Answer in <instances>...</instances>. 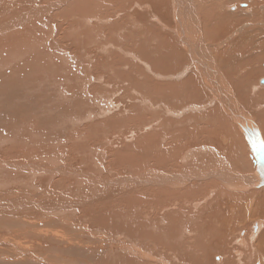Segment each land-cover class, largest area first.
I'll return each instance as SVG.
<instances>
[{"label":"bare ground","instance_id":"6f19581e","mask_svg":"<svg viewBox=\"0 0 264 264\" xmlns=\"http://www.w3.org/2000/svg\"><path fill=\"white\" fill-rule=\"evenodd\" d=\"M44 1H47V3H44ZM62 1L65 2L66 0H62ZM69 1H71V0H69ZM87 1L91 4L93 2H95V0H87ZM110 1H111V4L109 6V9L107 7H105L106 12L108 11L107 14H105L107 16V20H105L104 16H103V20L105 22H108V23L110 22V19L108 20V16H109L108 14H110L114 10H121V8L126 7L127 4L134 5V6H136V8H138L142 12H144V14H142V15L140 14V16H137L138 17L137 25H138V27H140L141 33H140V37L137 35L139 37V38H137V39H139V41H136V43L138 42L137 43L138 45H136L137 49H135V48L134 49L137 51L138 56H139V54L141 56H143L142 57L143 59L141 58L142 61H147L148 64L142 63L140 61L141 60L140 59L139 63L144 65L145 68L148 70L149 74L152 75V76H149L147 73L144 74L143 71L142 72H140L141 70L139 71V76L142 75L141 79L144 78V76L149 77V78L145 77L143 79V83L141 82L142 84H144V83L146 84L145 87L143 86L146 91L144 90L145 92H143L141 94V96H142L141 98H143V99L145 98L146 100H151V101H156L158 99V102L155 105L156 106L155 107V111H156V119L155 120H158L160 122V124H164L165 122H166V124H168L167 122H169V125H171L170 121L172 122V119H171L172 117H170V121H168V118H169V116L172 115V111L175 109V105H173V103H176L179 100H183L181 102H183V105H185V107H186V104H195V103L196 104L197 103L202 104V107L200 106L201 107L200 109H204L205 106L213 107L212 110L210 112H208V115L206 114L207 116H205V118L203 117L204 115H202L204 120L199 124V126L197 124H194V125H197V128L193 131V134H191L192 133L191 132L190 133L191 135H187L182 141L178 142V143L181 142L180 145H178L173 140L166 137V134H168V132L166 131V126H164L165 129L160 130L161 131L160 132V146L158 147V148H160V150H159V160H157V166L160 167L162 169V171L164 170V172H165V170L169 169V171H167V172H169L171 174V176L179 174L180 173L179 169H187L186 166L188 164L185 160H183L180 164H174L173 163V157L179 156V152H180L179 148L182 150L199 149L200 151H202V153L204 150L206 152L207 157L202 156L204 158L201 157L202 159L197 161L199 163L197 165H200L204 168V170H203L204 172H201L200 182L198 181V183H200V184L196 185L194 188H190L187 190H185V189L188 188V186H186L185 189L181 188V189L185 190V194L182 193V192H184L182 190H181L182 192H180L182 195H184V197L186 194H188L186 196L187 197L186 198L187 204H185L184 201H180L176 207V211L172 210V212L170 213V214H172L171 216H174V215H176V216L172 217V218H168V221L166 222V227H167V229H169V231L173 230L174 232L181 233V235H182V237L181 236L176 237L175 244L179 245L180 247L183 246V244H185V243H183L185 241V237L183 238V236L187 233H190V236L186 239L185 245H187V243H189V244L194 243L196 246L193 248L190 246L191 249L186 248V249H188L187 250L188 252L183 254L185 256L182 258H179L181 256H180V253L176 250V247L173 246L175 249H171V250L169 247H163L162 243H164V242L161 243L159 240L162 238L161 235L166 231V229H164L165 226L163 227L165 221L161 218V214H160L161 212H159L160 207L159 208L156 207L157 205L160 206L159 204H161L160 203L161 199L159 198V197H161V196H159L160 194L157 195V196H159L158 198L160 199V201H158L159 199H157V201L159 203H156L157 204L156 206H152L153 204L152 205L150 204L151 206H149V203H152V202H150V200H151L150 196L147 192H146V194L144 193L145 195H143V198L142 197L140 198V199H142L141 210L139 208V205L141 202H139L140 200L137 197L136 199H138L139 204H137L138 206H136V208L137 207L139 208L138 210H140V216H137L138 219H133L134 218L133 214H135L134 205L136 204V202L134 204V199L130 198V195L132 197V193L129 195L126 192L128 190L127 185L124 184V185L119 187V185H118L119 183H118L117 184L118 186L116 185L117 187H113L111 189L108 188L104 191L98 190L99 187L110 184V183H108L109 179L106 177H105V179H108V180L99 179L98 184L96 186L98 189H96V192L93 194L92 199H88V198H90V197H88L89 194H84V197L83 196L80 197L79 195H71L70 196L69 192L64 191V190H66L65 188H64V190H59L60 194L56 193V192L51 193L49 191L47 193L46 189L45 190L42 189L41 192H38V190L35 189V191L32 195H25L24 196L23 194H25L26 192L22 191V190L19 191L20 188L18 186V188H19L18 191L7 190L4 192H0V206L2 207V210L5 208L6 209L8 208V209L15 211V209H16L15 216H17V218L19 220L20 219L23 220L26 218L25 219L26 222H30V223L34 224L35 226L37 225L38 229L36 231L39 230V232L43 233L47 237L53 236V237H60L62 239L64 237L63 236L64 233L62 230L54 229L51 227L46 228L44 225H46L48 223H52V218H55L53 221H55L57 219L60 220L59 217L61 215H63L64 213H77L78 212L82 217H80V218L78 217L77 221L75 220L76 223L74 221H72L73 226L80 233V235L78 234L75 238L77 240H79L80 237L87 235L89 233V229L93 230V233H95V231L98 229L101 230L100 227L102 226V224L104 222V216H106L107 218H106V222L104 225L105 228H103L96 236H93L92 237L93 240H91V241L87 240L88 242H85L87 246L84 245V243H82V244L79 243L80 247H82V245H83V247L87 250H92L94 248L97 250L98 249L103 250L102 248H104L105 241L107 239L111 238V236H113V235H111L112 234L111 229H109V223L111 222L110 218L112 217V211H113L111 209V207L114 204H118V206H117L118 211L120 210L119 212H121V211L123 212L122 214H120L118 212L120 215L117 214V215H119V216H117V217H119L118 219L122 223L121 227H119L120 232L123 233V232L130 231V230H137L136 228L140 227L141 225H144L143 229H145L146 231L137 233L130 239H124V238L117 239L116 240V244H117L116 246H119V248L111 246L109 249H107V251L109 250V252H108L109 256H111V254L115 253L116 250L117 251L119 250L121 252V251H124L125 247L127 248V247L132 245L134 247H139V248L141 247V249H142V250H136V253H135L136 260L140 261L141 264H168V262H166L163 258V257H167L168 253L170 254V257L171 256L173 257V258H170V261L175 262V264H264V163H263V161H261L262 152H261L260 145L256 144L255 145L256 148H253V151L249 147L250 139L253 138L254 142H256V139L259 136L261 138V143H262L263 149H264V83L262 82V81H264V0H176L179 3L181 2V5L183 7H185V9L183 10L184 13L181 15V19L178 20V21H180V24L182 27V33L179 30L180 29L179 27H175L173 25L172 20L174 17L171 19L172 12L175 11L174 7L171 6V4H169L172 0H110ZM135 1H137L138 3H136ZM78 3L79 2H77L76 4H78ZM85 4H86V2H85ZM94 4L97 5V12H99L100 6H98L97 3H94ZM59 7H61V5L56 3L54 0H23L19 3L14 2V0H0V47H3L4 49L13 50V51H20L22 48L28 47L27 45L29 43L52 42L54 40V37H52L51 35H46L44 30H43L42 35H39V36H35L34 33H32V29H33L32 28V21H33V18L36 16L41 18V14L43 13L44 8H48L49 10H54L57 8V11H58ZM86 7H85V9H83V8L82 9L86 10L85 14L88 15L89 9L87 11ZM128 7H127V9H128ZM62 8H64V7H62ZM74 8H73V11L75 10ZM78 8H81V7L76 8L77 10H80ZM110 8H112V9L114 8V10L111 9L112 10L111 11ZM69 10H70V8H69ZM48 12H50V11H48ZM46 13H47V11H46ZM66 13H67V11H66ZM72 13H70V15ZM78 13H79V11H78ZM114 14L116 15V17L118 15L121 17L117 21H120L124 25V27L127 30V33H130V32H131V34L135 33L133 31V29L131 28V25H129V23H128L129 22V18L127 17L128 12H124L121 10V11H116V13H114ZM145 14L146 15L149 14V16L151 18H148ZM55 15L57 16V14H55ZM134 16H135V14H134ZM45 17H47V15ZM53 17H54V15H53ZM64 17H66V16H64ZM135 17H133V18H135ZM73 18H74V16H73ZM100 18H101V16H100ZM100 18L98 17V20H97V22H95V24H93L92 20H89V24H88L87 28L85 29V31L83 32V41L82 42H83L84 50L88 47H92V48L94 47L93 44H94V40H95L96 35L98 36V38H100V37L103 38L106 41V42L104 41L105 43L110 42L111 37H113L114 40H113L112 44L108 45V47H111L114 43L116 44V41H117L118 45L119 44L120 45L125 44L126 42H124V43L121 42L120 38H125L126 40L130 39L129 36L126 35L127 33L126 34L122 33L123 35H118L114 32V29L117 28L116 27L117 25H115L116 20H111V24L108 26V23L100 24L101 21L103 22V20H101ZM52 19L53 18H51V20ZM149 19L153 20L156 25L165 24L164 26L167 29L172 30V32H174L176 35L170 36V35H164L165 34L164 32H163L164 34L159 33L160 31L157 28L155 29V27L153 26L154 24L151 23L149 21ZM40 20L42 21V19H40ZM133 21H135V20H133ZM67 22H69V21H67ZM34 23L36 24V22H34ZM70 23H71V21H70ZM191 23L192 24L195 23L196 27H197V24L199 23L203 28L200 27L199 25L198 26L201 29L199 27L198 28H196L195 26L194 27L198 30H201V32H197L196 30H193L192 26L194 24L192 25ZM68 25L66 26L67 29H68ZM106 25L108 27L104 28ZM57 29H59V28H57ZM122 30H123V28H122ZM69 32H71V31H69ZM72 33H74V32H72ZM166 33H168V32H166ZM131 34H129V35H131ZM132 35L134 36L135 34H132ZM60 36H61V34H60ZM131 39H133V38H131ZM135 40H136V38H135ZM59 41H62L61 38ZM103 45H105V44H103ZM125 45H127V44H125ZM114 46L117 47V45H114ZM70 47H71V45H70ZM54 48H56V47H54ZM95 48H96V46H95ZM90 49L91 48H89L88 50L90 51ZM35 50H41L40 46H36ZM66 50H67V48H66ZM70 50H72V48ZM114 50L117 53V55H119L120 50L118 48H114ZM131 50H133V47ZM75 51H77V49ZM89 51H87V52H89ZM95 51H96V49H95ZM52 52H54V51H52ZM78 52H80V51L78 50ZM82 55H84V54H82ZM88 55H90V54H88ZM94 55H96V53ZM44 56H45V54H44ZM110 56H112V55L110 54ZM96 59H97V57H96ZM103 59H105V58H103ZM35 60H37V59H35ZM94 61L96 62V60H94ZM115 62H116V60H115ZM61 63H63V62H61ZM123 63H124V61H123ZM98 65H96V66H98ZM102 65H103V63H102ZM127 65H129L128 62H127ZM130 66H128V67H130ZM92 67H93V65H92ZM117 67H119V66H117ZM66 68H68V67H66ZM57 70H58V68H57ZM42 71H43V69H42ZM48 71H50V70H48ZM68 72H70V70ZM130 75H132V74H130ZM75 77H77V76L75 75ZM140 80L138 81V79H137L136 81L140 82ZM176 81H178V82H176ZM126 82L128 83V81H126ZM130 82H133V81H131V79H130L129 83ZM122 83H124V82H122ZM134 83H135V81H134ZM134 83H133L132 88L134 87ZM123 87H124V85H123ZM136 88L137 87H135V90H137ZM130 90H128V91L130 92ZM97 91H99V90H97ZM124 91H125V89H124ZM93 92H95V91H93ZM127 97H131V95L130 96L127 95ZM132 97H133V95H132ZM117 99H119V98H117ZM128 99H130V98H128ZM204 101H205V103H204ZM98 102H100V101H98ZM132 102H134V101H132ZM181 102H178V104ZM203 103L205 106H203ZM185 107H183V108H185ZM157 108L160 110V113H159ZM177 108H179V107H176V109ZM207 109H209V108H207ZM139 111H141V109ZM146 112H148V111H146ZM177 112H179V111H177ZM177 112H176V114H177ZM203 112L205 113V111H203ZM203 112H202V114H203ZM134 113H133V115H134ZM198 114H200V113H198ZM185 116H188V115H184L183 118H186ZM209 116L216 117L217 119L207 120V118ZM137 117H139V119L136 118L139 120L138 122H142V120L140 121V118H142V117H140V116H137ZM133 118L132 119L134 121L135 117L133 116ZM143 119H144V116H143ZM148 121L149 120H147V122ZM135 122H136V120H135ZM130 123H131V121H130ZM173 123L175 124V122H173ZM99 124H97V125H99ZM131 124H133V123H131ZM131 124H129V126ZM151 124H153V123L151 122ZM135 126H136V124H135ZM182 126L180 129H182ZM155 127H157V126H155ZM155 127H154V129H156ZM81 128L82 127H80V129ZM86 128H85V130H86ZM102 128H103V126L101 127V130H102ZM88 129H89V127H88ZM190 129L193 130V128H190ZM137 131H140V130H137ZM88 132H89V130H88ZM118 132H120V131H118ZM129 132H131V131L129 130ZM145 133H148V132H145ZM150 133H153V132H150ZM150 133L147 134L148 138L151 135ZM187 133H188V131H187ZM155 134L156 133L152 134V136H154V139L157 136V135L155 136ZM171 134H172V132H171ZM49 136H50V134H49ZM97 136H99V135L97 134ZM138 137L139 136H137V138ZM177 138H178V136H177ZM177 138H175V139H177ZM133 139H136V138L134 137ZM99 141H100V139H99ZM137 141H139V140L137 139ZM137 141L135 140V142H137ZM139 143H141V142H139ZM139 143L138 144L136 143V145L138 146ZM105 146H106V144H105ZM118 146H119V144H118ZM69 150H70V148H69ZM129 151L132 152L133 150L131 148H129ZM143 151H146V150H144V148H143ZM110 153H111V151H110ZM124 153H126V152H124ZM128 153H126V154H128ZM193 153H194V151H193ZM196 153L197 152L195 150L194 154H196ZM208 153H213L214 155H218V157H219L218 163L221 159V162H220L221 165H218V167H217L216 158L214 156H211L213 154L207 155ZM112 154L115 155L116 153H112ZM133 154H134V152L132 153V155H130L131 158L133 156H135L137 153H135V155H133ZM181 154H183V153H181ZM194 154L191 155V159L194 158V157L192 158V156H194ZM197 154H201V153L199 152ZM23 155H25V154H23ZM117 155H118V153H117ZM123 155L125 158V154H123ZM110 156H112V155H110ZM119 156L117 158H119ZM148 156H150V155H148ZM188 156L190 157V155H188ZM90 157H91V155H90ZM90 157L88 155L87 158L91 159ZM129 157H126V159H128ZM138 157H139V155L135 158H138ZM157 157H156V159H158ZM255 157L257 158V161L259 163H261L260 165L255 162V159H254ZM85 158H83L82 162H84V160L87 161ZM124 158L120 157V159H123V160H124ZM8 159H9V157H8ZM156 159H154V161ZM123 160L121 162H124ZM145 160L148 161V159H145ZM178 160H179V158H178ZM193 160H195V159H193ZM103 161H104V158H103ZM176 161H174V162L177 163ZM188 161H190V160H188ZM121 162L119 163V165L121 164ZM125 162H127V161H125ZM133 162H132L133 165H131V167L135 165V163H133ZM145 162L142 161L141 163L145 164ZM193 162L191 161V164H193ZM35 163L36 162H34L33 164L28 163L25 168H28V167L33 168V169L40 168V166L36 165ZM66 163H68V162H66ZM110 163H112V162H110ZM129 163L131 164L130 161L127 162V165H126V163L125 164L122 163L125 171L127 172V177H123L124 179L128 178L129 175L133 174L135 171L136 172L134 174L137 173V169H135L134 167L131 168L128 166ZM151 163H153V162H151ZM155 163H156V161H155ZM195 163H196V161H195ZM14 164H17V162H14ZM113 164L114 163H112V165ZM57 165H58V163H57ZM143 165H141V167H143ZM138 167H140V165ZM141 167L139 169L144 170L143 168L141 169ZM147 167H148V165H147ZM197 167H199V166H197ZM16 168H18V167H16ZM19 168H21V167H19ZM66 168L64 165L63 166L61 165L60 167L58 166L56 171L59 173H57L56 171L55 172L51 171L52 169L50 168V173L54 174V176L56 178H59V180L57 179L58 184H59V182H61L63 184V186L64 185L67 186L66 182H68L67 181L68 175H69V177L71 176L70 178L76 176V174H74L72 172H71L72 174L67 173L65 171ZM195 168H196V166H195ZM195 168L193 166V169H192L193 171L191 170V168L189 171H192V174L196 173V171H198V169L196 171H194ZM199 170L200 171L202 170L201 167ZM147 171H149V170H147ZM143 172H146V171H143ZM160 173H161V171H160ZM32 175L36 176V174H32ZM39 175L41 176V174H39ZM137 175L138 174H136V176L135 175L134 176L137 177ZM154 175H157V174H154ZM154 175H153V177H154ZM158 175H159V173H158ZM164 175H165L164 176L165 179L166 178L169 179V177H168L169 175L167 176L165 173H164ZM185 175H186V173H185ZM87 176H89L90 178L86 177L87 180H85V181L83 180L80 182L77 179L76 180L79 183H83V184L87 183L88 184V183L92 182L93 179H96L95 177H92L88 174H87ZM113 176H115V175H113ZM142 176H145V175H142ZM142 176L140 179H142ZM148 176L149 175H147L146 177H148ZM160 177H159V179H160ZM26 178H27V176H26ZM114 178H113V180H114ZM150 178H151V176H150ZM154 178L156 179L157 177H154ZM182 178H184V177H182ZM194 178H195V176H194ZM198 178H197V180H199ZM49 179H51V177ZM53 180H51V181H53ZM136 180H138V179H136ZM174 180L176 182L175 178H174ZM190 180H191V178H190ZM241 180H243V181H241ZM142 181H144V180H142ZM145 181L147 182V180H145ZM156 181H157V179H156ZM160 181H161V179H160ZM187 181L188 180H186L185 182H187ZM70 182H72V181H70ZM146 182H144V183L146 184ZM149 182H151V180ZM172 182H174V181H172ZM182 182H183V180H182ZM42 183H41V188L44 187V185H42ZM128 183H130V182H128ZM122 184H123V182H122ZM160 184H158V185H160ZM183 184L185 185V183H183ZM34 185H36V184H34ZM136 185H137V183H136ZM172 185H174V184L172 183ZM182 185H179V186L181 187ZM189 185L192 186V184H190V183H189ZM74 186H76V185L74 184ZM144 186H146V185H144ZM37 187H39V186H37ZM160 187H161V190H159V189L158 190L162 191L163 193H165V191L167 190L166 193H168L169 196L167 194H165V195L168 196L167 197L168 199L170 196L172 198V197H175L177 195V192H175L176 189L174 191L172 189H167L169 187L167 181H165V183ZM160 187H158V188H160ZM178 187H176V188H178ZM221 187H224L225 189H228V190H231L234 192H230L228 194L229 191L226 193V192H224V190L221 189ZM11 188H13V187H11ZM50 188L52 189L51 186H50ZM61 189H62V186H61ZM147 189H145V191H147ZM150 189H152V188H150ZM74 190H75V188H74ZM83 190H82V192H83ZM140 190L142 191L141 188H140ZM158 190H156V191H158ZM216 190L220 191L221 194L215 193ZM89 191L90 190H88V192ZM176 191H178V190H176ZM225 191H227V190H225ZM235 192L236 193L238 192V194H234ZM239 192H241V193H239ZM242 192H244V193H242ZM142 193H143V191H142ZM222 193H224V194H222ZM231 193H233V194H231ZM27 196H29V197L25 198ZM154 196H156V195H154ZM164 197H166V196H164ZM176 197H178V195ZM176 197L174 199H176ZM179 197H180V195H179ZM179 197H178V199H179ZM167 198L165 200H167ZM111 199H114L115 201L112 202ZM157 201L155 200V202H157ZM161 202H163V201H161ZM164 202L162 203L163 205L165 204ZM167 202H169V200ZM29 205L35 206L34 210L32 211L33 213H31V215L29 214L26 216H24L25 215L24 214L22 216L25 218H23L21 216V211H22V209L28 207ZM167 206H166V208H167ZM169 207H170V205H169ZM115 208H113V209H115ZM184 209H188L190 212L193 213V217L192 218L189 217V220L193 221L192 225L188 224L189 223L188 219L182 218L183 216L181 217L182 212H184ZM26 211L28 212V210H26ZM136 211H137V209H136ZM189 211H187V212H189ZM137 212H139V211H137ZM114 213L115 212H113V214ZM165 213L167 214V212H164V214ZM194 213H196V214H194ZM8 214H9V212H8ZM83 214H84V216H83ZM137 214H139V213H137ZM0 215H3V214H0ZM189 215H191V214H189ZM114 216H116V215L114 214ZM139 217H140V219H139ZM185 217H188V216L186 215ZM164 218H166V216ZM115 220H117V219L115 218ZM141 220L143 221V223ZM124 221H125V223H123ZM112 222H113V220H112ZM115 222H117V224H118V221H115ZM140 223H142V224H140ZM39 224H41V227H39ZM186 224H188V227L186 226ZM110 225H111L110 227H112L114 224L113 225L110 224ZM119 226H120V223H119ZM36 231H35V233H36ZM137 231H139V230H137ZM132 232L133 231H131V233ZM14 233H17V232H14ZM133 233H132V235H133ZM254 233H255V236H253ZM164 234H167V231ZM15 235L16 234H14V236ZM151 236L157 240H153L151 238ZM16 237H18V236H16ZM68 237H70V235ZM173 237H175V236H173ZM3 238H4V236H3ZM21 238H23V237H21ZM164 238H166V237H164ZM71 239L72 238H67V240L69 241V242H67L68 244L74 243V242L70 241ZM25 241H28V239H26ZM25 241H24V243H25ZM83 241H85V240L82 238V242ZM0 242H1L0 246H2V247H0V252L7 251V249L4 247V246H6L8 248V251H11L12 253L13 252L15 253L17 251H22L21 254H17L15 258H23V257H27V256L33 257L32 253L29 254L31 249L27 248L26 251H24L25 249L18 246L17 243L13 244L11 242H8L7 239H1L0 238ZM95 243L98 244V246L97 245L94 246ZM165 243H168V242H165ZM39 244H40V242H39ZM35 245L36 244H34V243L31 245L32 250H34ZM121 245H122V247H121ZM235 245H239V246H235ZM168 246H169V244H168ZM132 250H133V248H132ZM132 250H130V249L126 250V253H129V258H132L134 256L135 250H134V252ZM183 250H185V249H183ZM181 251H182V249L180 250V252ZM162 252L164 253L163 256L161 254ZM105 254H103V255L105 256ZM0 258H1V256H0ZM96 259H97V257H96ZM94 261H97V260H94ZM78 262H79V260H78ZM109 262H111V261H109ZM47 263H48V261H47ZM104 264H109V263L105 262Z\"/></svg>","mask_w":264,"mask_h":264},{"label":"rangeland","instance_id":"374dc122","mask_svg":"<svg viewBox=\"0 0 264 264\" xmlns=\"http://www.w3.org/2000/svg\"><path fill=\"white\" fill-rule=\"evenodd\" d=\"M21 1H23V0H21ZM21 1L20 0H14V2H16V3H19ZM54 1L61 5V7H59L58 11H57V8L54 9L55 11L49 10L48 8H44L43 13L41 14V18L36 16L37 18L34 17L33 21H32V28H33L32 33H34L35 36H39V35H42L43 30H44L46 35H51L52 37H54V40L52 42L29 43L27 45L28 47H24L20 51H13V50L4 49L3 47H0V192H4L7 190L18 191V189L20 188L19 191L22 190V191L26 192L25 194H23L25 196V195H32L34 193L35 189L38 190V192H41L42 189L43 190L46 189L47 193H48V191L51 193L52 192L59 193V190H64V188H65L66 190H64V191L69 192L70 196L71 195H79L80 197L81 196L84 197V194H89L88 197H90V198H88V199H92L93 194L96 192V189H98L96 186L98 184L99 179H102V180H108L109 179L108 183H110V184H107L105 186H102L104 189L102 187H99V189H98L99 191H104L108 188L111 189L113 187H117L118 185L120 187V186L125 184V185H127L128 190L130 189L129 191L127 190L126 192L129 195L132 193V197L130 195V198L134 199V204L136 202V204L134 205L135 214H133V217H134L133 219H138L137 216H140V210L142 208V199H140V198L141 197L143 198V195H145L146 192L150 196V199H151L150 202H152V203H149V206H151L152 204H153L152 206H156L157 205L156 203H159L158 201H160V199L163 202L165 201L164 205L162 204L163 202L160 201V203H161V204H159L160 206H158V205L156 206L158 208L160 207L159 212H161L160 213L161 218L165 221L163 227L165 226L164 229H166L167 234H168V235L164 234V233H166V231H165L161 235L162 238L159 241L161 243L164 242V243H162L163 244L162 246L163 247H169L170 250L175 249L174 247H176V250L180 253V256H181L179 258L184 257L185 255H183V254L188 252L187 251L188 249H191L190 246L192 248L196 246L194 243H190L191 245L189 243H187V245H185L186 239L190 236V233H187L183 236V238L185 237V241L183 242L185 244H183V246L180 247L179 245L175 244V239L177 236L182 237L181 233L174 232L173 230L169 231V229H167V227H166V222L168 221V218H172V217L176 216V215L171 216L172 214H170V213L172 212V210L176 211V207L180 201H184L185 204H187V201H186L187 197L186 196L188 194H186L184 197V195H182L180 192L184 191L182 193L185 194V190L190 189V188H194L196 185L200 184V183H198V181L200 182L201 172H204L203 171L204 168L200 165H197V164H199L197 161H199L200 159L207 157V156H206L205 150L202 153V151H200L199 149L182 150L179 148V150H180L179 156L173 157V163L174 164H180L183 160H185L188 164L186 166V168L188 170L187 169H179V171H180L179 174L171 176V174L169 172H167V171H169V169L165 170V172H164V170L162 171V169L157 166V160H159V150H160V148H158L160 146V132H161L160 130L165 129L164 126H166V131L168 132V134H166V137L173 140L178 145H180L181 142L180 143H178V142L182 141L187 135L193 134V131L197 128V125L199 126V124L204 120L205 116L208 115V112H210L213 107L205 106L204 105L205 101L203 103V106H205L204 109H200L202 107V104H198V103L197 104L195 103L196 105L195 104H186V107H185V105H183V102H181L183 100H179L176 103H173V105H175V109L173 110L174 112L172 111V115L169 116V118H168V121H170V117H172L171 118L172 122L170 121L171 125H169V122H167L168 124H166V122L164 124H160V122L158 120H155L156 119V111H155L156 106L155 105L157 104L158 99L156 101H151V100H146L145 98L144 99L141 98L142 97L141 94L146 91L144 89L146 84L145 83L142 84L143 79L145 77H148V76H144V78L141 79L142 75L139 76V71L141 70L140 72L143 71L144 74L147 73L149 76H152L151 74H149V72L145 68V66L139 63V60L143 56H141L140 54L138 56V53L135 50V49H137L136 45H138L137 44L138 42L136 43V41H139V39H137V38L140 37V33H141L140 27H138V25H137V23H138L137 22L138 21L137 16H140V14L141 15L144 14V12H142L140 9L136 8V6L131 5V4H127L129 7L127 5L124 8L120 7L122 11L128 12V16H127L129 18L128 23H129V25H131V28L135 32V33H132V34H135L133 36L131 34V32L127 33L126 28L124 27V25L120 21H117L121 17L119 15L116 17V15L114 13H116V11H121V10H114V8L113 9L110 8V10L111 9L114 10L113 12L108 14L109 15L108 20L110 19V22L108 23V22H105L103 20V16H104V19L107 20V16L105 14H107L108 11L106 12L105 7H107L109 9V6L111 4L110 0L109 1L108 0H104V1L103 0H95V2H93L92 4L89 3L87 0H71V1L66 0L65 2H63L62 0H54ZM76 1L79 3L76 4L77 3ZM85 2H86V4H85ZM135 2L138 3L137 1H135ZM44 3H47V1H44ZM94 3H97L98 6H100L99 12H97V5H95ZM169 4H171V6H173L175 9V11L172 12V17H171V19L174 17L172 20L173 25L175 27H179L180 28L179 30L182 33V27H181L180 21H178V20L181 19V15L184 13L183 10L185 9V7H183L181 5V2L179 3L176 0H172ZM83 5L85 7L87 6L86 7L87 11L89 9L88 15L85 14L86 10H83V9H85V7ZM62 7H64V8H62ZM77 7H81V8H78L81 11L77 10L76 9ZM127 7H128V9H127ZM69 8H70V10H69ZM73 8L75 9L74 10L75 12L73 11ZM46 11H47V13H46ZM48 11H50V12H48ZM66 11H67V13H66ZM78 11H79V13H78ZM70 13H72L71 14L72 16L70 15ZM133 13L135 14L136 17L134 16ZM55 14H57V16ZM46 15H47V17H45ZM53 15H54V17H53ZM64 16H66V17H64ZM73 16H74V18H73ZM100 16H101V18H100ZM146 16L148 18H151L149 16V14H147ZM98 17L101 20H103V22L101 21L100 24L108 23V26L111 24V20H116L115 25H117L116 26L117 28L114 29V32L118 35H123L124 33L125 34L127 33L126 35H128L130 39L126 40L125 38H120V40L123 43L126 42L125 44H127L129 47L125 44H122V45L119 44L118 45L117 41H116V44L114 43L111 47H108L109 44H112V42L114 40L113 37H111L110 42L105 43L106 41L103 38H101V37L98 38V36L96 35L95 40H94V44H93L94 47L93 48L88 47L84 50V48H83L84 46H83V42H82L83 41V32L87 28V26L89 24V20H92L93 24H95V22H97V20H98ZM133 17H135V18H133ZM39 18L42 19V21ZM51 18H53V19L51 20ZM133 20H135V21H133ZM67 21H69V22H67ZM70 21H71V23H70ZM149 21L154 24L153 26L155 27V29L157 28L160 31L159 33H162V34L165 33L164 35H170V36L176 35L174 32H172V30L167 29L164 26L165 24L156 25L153 20L149 19ZM34 22H36V24ZM193 24H192L193 30H196L197 32H201V30H198L196 28H198L199 26L200 27H202V26L199 23L197 24V27L195 26V23H193ZM67 25H68V29L66 27ZM108 26L106 25L104 28H106ZM57 28H59V29H57ZM122 28H123V30H122ZM69 31H71V32H69ZM72 32H74V33H72ZM166 32H168V33H166ZM60 34H61V36H60ZM129 34H131V35H129ZM59 37L61 38L62 41H59L60 40ZM131 38H133V39H131ZM135 38H136V40H135ZM103 44H105V45H103ZM70 45H71V47H70ZM114 45H117V47H115ZM36 46H40L41 50H35ZM95 46H96V48H95ZM54 47H56V48H54ZM65 47L67 48V50ZM132 47H133V50H131ZM71 48L73 51L70 50ZM89 48H91L90 51L88 50ZM114 48H118L120 50L119 55H117ZM76 49H77V51H75ZM95 49H96V51H95ZM78 50L80 52H78ZM86 50L89 52H87ZM52 51H54V52H52ZM94 52L96 53V55H94L95 54ZM81 53L84 55H82ZM44 54H45V56H44ZM88 54H90V55H88ZM110 54L113 57L110 56ZM96 57H97V59H96ZM103 58H105V59H103ZM35 59H37V60H35ZM142 59L140 60L142 63H147V61H142ZM94 60H96V62ZM115 60H116V62H115ZM123 61H124V63H123ZM61 62H63V63H61ZM101 62L103 63V65ZM127 62L129 65H127ZM92 65H93V67H92ZM96 65H98V66H96ZM116 65L119 67H117ZM65 66L68 68H66ZM128 66H130V67H128ZM57 68H58V70H57ZM42 69H43V71H42ZM48 70H50V71H48ZM69 70H70V72H68ZM130 74H132V75H130ZM75 75L77 77H75ZM130 79L133 82L129 83ZM135 79L136 80L138 79V81L141 79L142 81L140 80V82H138ZM126 81H128V83ZM134 81H135V83H134ZM122 82H124V83H122ZM176 82H178V81H176ZM133 83H134V87L132 88ZM123 85H124V87H123ZM135 87H137L136 88L137 90H135ZM124 89L126 92L124 91ZM97 90H99V91H97ZM128 90H130V92ZM93 91H95V92H93ZM127 95L128 96L131 95V97L133 95V97L132 98L127 97ZM117 98H119V99H117ZM128 98H130V99H128ZM98 101H100V102H98ZM132 101H134V102H132ZM178 102H181V103L178 104ZM176 107H179V108L176 109ZM183 107H185V108H183ZM139 108L141 109V111H139L140 110ZM207 108H209L210 110ZM202 110L205 111V113ZM146 111H148V112H146ZM158 111L160 113L159 109H158ZM177 111H179V112H177ZM132 112L133 113L135 112L134 115ZM176 112H177V114H176ZM202 112H203V114H202ZM198 113H200L201 115ZM142 115L144 116V119H143ZM184 115H188V116H185L186 118H183ZM202 115H204L203 116L204 118L202 117ZM133 116L135 117V120L137 123L135 122V120L133 121V119H134ZM137 116L142 117V118H140V121L142 120L143 123L138 122L139 117H137ZM136 118H138V119H136ZM146 119L149 121L147 122ZM212 119H217V118L212 117V116H209L207 118V120H212ZM130 121L133 124H131ZM151 122L153 124H151ZM173 122H175V124ZM191 123L193 125L194 124H197V125L193 126ZM97 124H99L100 126ZM129 124H131V125L129 126ZM135 124H136V126H135ZM102 126H103V128L101 130ZM153 126L154 127L157 126V127H155L156 129H154ZM181 126H182V129H180ZM80 127H82V128L80 129ZM88 127H89V129H88ZM85 128H86V130H85ZM190 128H193V130ZM88 130H89V132H88ZM129 130L131 132H129ZM137 130H140V131H137ZM118 131H120L121 133ZM187 131H188V133H187ZM145 132H148V133H145ZM150 132L156 133L155 136L156 135L157 136L155 137V139H154V136H152L153 133H150ZM171 132H172V134H171ZM149 133L151 134L149 137L150 139L148 138V135H147ZM49 134H50V136H49ZM97 134L100 137L97 136ZM176 135L178 136V138ZM137 136H139V137L137 138ZM134 137L136 139H133ZM175 138H177V139H175ZM99 139H100V141H99ZM137 139L139 141H137ZM135 140L137 142H135ZM139 142H141V143H139ZM136 143L137 144L139 143V145L137 146ZM105 144H106V146H105ZM118 144H119V146H118ZM69 148H70V150H69ZM129 148H131L133 151L132 152L129 151ZM143 148L146 151H143ZM192 150L194 151V153L196 150L197 153L200 152L202 155L197 154V153L194 154ZM110 151H111V153H110ZM124 152H126V153L131 152V153L126 154ZM133 152H134L133 155H135V153H137V154L139 153L138 154L139 157L135 158L138 156L136 154L135 156H133L131 158L130 155H132ZM112 153H116L115 154L116 156L113 155ZM117 153H118V155H117ZM181 153H183V154H181ZM23 154H25V155H23ZM123 154H125V158H124ZM193 154H194V156H192V158L194 157L193 159H195V160L191 159V155H193ZM211 154H213V153H208L207 155H211ZM85 155L87 157H88V155H89V157L91 155V157H90L91 159L87 158ZM110 155H112L113 157ZM148 155H150V156H148ZM188 155H190V157ZM118 156H119V158H117ZM202 156H204V157H202ZM211 156H214L216 158L217 167H218V165H221V163H220L221 159L219 161L220 164L218 163V158H219L218 155L213 154ZM8 157H9V159H8ZM120 157L124 158V160L120 159ZM126 157H129V158L126 159ZM156 157L158 159H156ZM83 158H85L87 161L84 160V162H82ZM103 158H104V161H103ZM178 158H179V160H178ZM145 159H148V161ZM154 159H156L155 160L156 163H155ZM122 160L124 162H121ZM128 160L131 162V164L130 163L128 164L129 167H131V165H133L132 162L134 161L133 163H135V165L132 167L137 169L136 174H138V175H137V177H135L136 176V174H134L136 172L135 171L133 174L129 175L128 178L124 179L123 177H127V172L125 171L122 163L123 164L126 163V165H127V162H129ZM188 160H190V161H188ZM125 161H127V162H125ZM142 161L143 162L146 161L145 164L143 163L145 166L141 163ZM174 161H176L177 163H175ZM191 161L192 162L194 161L193 164H191ZM195 161H196V163H195ZM14 162H17V164H14ZM34 162H36L35 164L39 165L40 168H38V169H33V168H29V167L25 168L28 163L33 164ZM66 162H68V163H66ZM110 162H112L114 164L112 165V163H110ZM120 162H121V164L119 165ZM151 162H153V163H151ZM57 163H58V165H57ZM60 164L62 166L64 165L65 168L67 167L65 170L67 173L76 174V176L72 177V178H70L71 176L69 177V175L67 176V181L69 183L66 182V184L68 187L66 185L63 186V184L61 182H59V184H58L59 178H56L54 176V174L50 173V168L52 169L51 171L55 172L57 167L61 166ZM139 165H140V167H141V165H143V167H141V169L143 168L144 170H140L139 169L140 167H138ZM147 165H148V167H147ZM193 166H194V168L196 166L194 171H196L197 169H198V171H196V173L192 174ZM197 166H199V167H197ZM16 167H18V168H16ZM19 167H21V168H19ZM200 167L202 169L201 171L199 170ZM190 168L192 171H189ZM147 170H149V171H147ZM143 171H146V172H143ZM160 171H161V173H160ZM38 173L41 174V176ZM57 173H59V172H57ZM158 173H159V175H158ZM164 173L167 176L169 175L168 176L169 179L164 178V176H165ZM185 173H186V175H185ZM32 174H36V176L35 175L33 176ZM87 174L92 176V177H95L96 179H93V181L88 183V184L87 183H85V184L79 183L78 181L81 182L83 180L84 181L87 180V178H90L89 176H87ZM154 174H157V175H154ZM113 175H115V176H113ZM142 175H145V176H142ZM147 175H149V176L146 177ZM153 175H154V177H157L156 178L157 181L153 177ZM26 176H27V178H26ZM49 176L51 177V179H49L50 178ZM141 176H142V179H140ZM150 176H151V178H150ZM194 176H195V178H194ZM105 177L108 179H105ZM159 177H160L161 181H160ZM182 177H184V178H182ZM113 178H114V180H113ZM174 178L176 179V182H175ZM190 178H191V180H190ZM197 178L199 180H197ZM136 179H138L139 181ZM51 180H53V181H51ZM142 180H144V181H142ZM145 180H147V182ZM148 180L149 181L151 180V182H149ZM182 180H183V182H182ZM186 180H188V181L185 182ZM70 181H72V182H70ZM165 181H167L168 186H169L167 189H172L173 191L175 189L178 190V191L175 190V192H177L178 197L180 195L179 199H178V197H176L177 195L175 196L176 199H174L175 197L171 198V196L168 199L167 197L169 195H168V193H166L167 190L165 191V193H163L162 191H159V190H161L160 186H162L165 183ZM172 181H174V182H172ZM241 181H243V180H241ZM122 182H123V184H122ZM128 182H130V183H128ZM144 182H146V184ZM188 182L190 184H192V186H190ZM41 183H42V185H44L43 188H41ZM136 183H137V185H136ZM172 183L176 187H178L179 185H182L183 183H185V185L183 184L184 186L182 185L181 187L179 186L178 188H176L174 185H172ZM34 184H36V185H34ZM74 184L76 186H74ZM158 184H160V185H158ZM49 185L52 187L53 190L50 188ZM144 185H146V186H144ZM18 186H19V188H18ZM37 186H39V187H37ZM61 186H62V189H61ZM186 186H188V188H186ZM11 187H13V188H11ZM158 187H160V188H158ZM74 188H75V190H74ZM140 188L142 189L143 193L140 190ZM144 188L145 189L148 188L147 191H145ZM150 188H152V189H150ZM181 188H184V189L186 188V189L184 190ZM221 189L224 190V192H226V193L229 191L228 194L230 192H234V191L225 189L224 187H221ZM82 190H83V192H82ZM88 190H90V191L88 192ZM156 190H158V191H156ZM225 190H227V191H225ZM215 193L221 194V192L217 191V190L215 191ZM239 193H241V192H239ZM242 193H244V192H242ZM165 194H167L168 196ZM222 194H224V193H222ZM231 194H233V193H231ZM234 194H238V192L237 193L235 192ZM154 195H156V196H154ZM157 195H159L161 197H159ZM164 196H166V197H164ZM28 197L29 196H27L25 198H28ZM137 197L140 200L139 202H141L139 205L140 210H138L139 209L138 207L136 208V206H138L137 204H139L138 199H136ZM166 198H167V200H165ZM157 199H159V200L157 201ZM155 200L157 202H155ZM168 200H169V202H167ZM111 201L113 202L115 200L111 199ZM169 205H170V207H169ZM117 206H118V204L112 205L113 208L116 207L115 209H113L111 207V209L113 211H112V217L110 218V221L112 222V220H113V222L109 223V229H111V232H112L111 235H113V236H111V238L112 237L113 238L112 239L109 238L105 241L104 248H102L103 250H101V249L97 250L95 248L92 250H87L83 247V245H82V247H80L79 243L80 244L84 243V245H86L85 242L93 240L92 237L96 236L103 228H105L104 225H105L106 218H107L106 216H104V222H103L102 226L100 227L101 230L98 229L95 231V233H93V230L89 229V233L87 235L80 237L79 238L80 241H79L75 238L78 234L80 235V233L75 229V227L73 226V222H72V221H74L76 223L77 218L82 217L78 212L77 213H64L63 215H61L59 217L60 220L57 219V220L53 221L55 218H52V223H48V224L44 225L46 228L51 227L54 229L62 230L64 233L63 236L65 237V238L63 237V239H62L60 237H53V236H51L52 238L47 237L43 233L39 232V230L36 231L38 229L37 225L35 226L34 224L25 221L26 218L23 217L22 215H24V214H25L24 216L29 215V214L31 215V213H33L32 211L34 210L35 206L29 205L28 207L22 209L21 216L23 218H25L23 220L22 219L19 220L17 218V216H15L16 209H15V211L8 209V208L7 209L5 208L2 210V207L0 206V214H3V215H0L1 216L0 217V222H1L0 223V233H1L0 238L1 239H7L8 242H11L13 244L17 243L18 246L25 249L24 251H26L27 248L31 249L29 254L32 253V256H33V257L27 256V257H23V258H15L16 255L21 254L22 251H17L15 253L14 252L12 253L11 251H8V248L6 246H4L7 249V251L0 252V256H1L0 264H89V263L90 264H104L105 262H107L109 264H132V263L133 264H141V262L137 261L136 257H135L136 250H142L141 247L139 248V247H134L131 245L127 248L125 247L124 251L120 252L119 250L118 251L116 250L115 253H113V254H111V256H109V253H108L109 250L107 251V249H109L111 246L119 248V246H116L117 245L116 244L117 239H120V238L130 239L135 234L146 231L145 229H143L144 225H141L140 227L136 228L139 231L130 230V231H126L123 233L120 232L119 227H121L122 223L118 219L119 217H117V216H119L123 212L122 211L119 212L120 210L118 211ZM166 206L168 209L166 208ZM136 209L139 212H137ZM26 210H28V212ZM187 211H189V210L184 209L185 213L182 212L181 217L183 216L182 218H186L189 220V217L190 218L193 217V213L190 211L189 212H187ZM8 212H9V214H8ZM113 212H115L114 214L116 216H114ZM164 212H167V214L169 213L170 215L169 214L167 215L166 213L164 214ZM137 213H139V214H137ZM188 213L191 215H189ZM117 214H119V215H117ZM194 214H196V213H194ZM186 215L188 217H185ZM83 216H84V214H83ZM163 216L164 217L166 216V218H164ZM115 218L117 220H115ZM139 219H140V217H139ZM115 221H118V224ZM119 223H120V226H119ZM123 223H125V221ZM142 223H143V221H142ZM142 223H140V224H142ZM110 224H112V225L114 224V225L112 227H110L111 226ZM188 224L192 225L193 221L189 220ZM188 224H186L187 227H188ZM39 227H41V224H39ZM35 231H36V233H35ZM131 231L134 232V233L132 232L133 235H132ZM14 232H17V233H14ZM14 234H16V235L14 236ZM2 235L4 236V238ZM19 235L23 238H21ZM69 235H70V237H68ZM16 236H18V237H16ZM173 236H175V237H173ZM253 236H255V233L253 234ZM164 237H166V238H164ZM67 238H72L70 241H72L74 243L68 244L67 242H69V241L67 240ZM82 238L85 241L82 242ZM151 238L153 240H157L152 236H151ZM26 239H28V241H25ZM24 241H25V243H24ZM39 242H40V244H39ZM165 242H168V243H165ZM33 243L36 244L34 247V250H32V248H31V245ZM0 244H1V242H0ZM168 244H169V246H168ZM96 245L98 246V244L95 243L94 246H96ZM235 246H239V245H235ZM0 247H2V246H0ZM121 247H122V245H121ZM132 248H133V250H132ZM186 248H188V249H186ZM129 249L132 250L133 252L135 250L134 256L132 258H129V253H126V250H129ZM181 249L184 253L182 251L180 252ZM183 249H185V250H183ZM103 254H105V256ZM161 254H162V256L164 255L163 252ZM96 257H97V259H96ZM163 258L166 262H168V264H175V262L170 261V258H173V257L172 256L170 257L169 253L167 254V257H163ZM78 260H79V262H78ZM94 260H97V261H94ZM47 261H48V263H47ZM109 261H111V262H109Z\"/></svg>","mask_w":264,"mask_h":264},{"label":"water","instance_id":"95a60500","mask_svg":"<svg viewBox=\"0 0 264 264\" xmlns=\"http://www.w3.org/2000/svg\"><path fill=\"white\" fill-rule=\"evenodd\" d=\"M263 83H264V81H262ZM256 144H258V145H260V147H261V152H262V155H261V161H263V163H264V149H263V145H262V143H261V138L258 136L257 137V139H256V142H254V140H253V138L252 139H250V143H249V147H250V149L253 151V148H256L255 147V145ZM255 159V162L257 163V164H261V163H259L258 161H257V158L255 157L254 158Z\"/></svg>","mask_w":264,"mask_h":264}]
</instances>
